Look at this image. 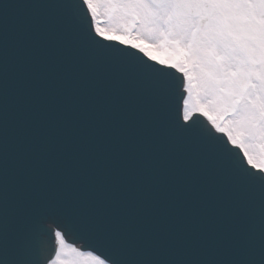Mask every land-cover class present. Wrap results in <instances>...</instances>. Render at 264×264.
Instances as JSON below:
<instances>
[{"label": "snow or ice", "instance_id": "obj_1", "mask_svg": "<svg viewBox=\"0 0 264 264\" xmlns=\"http://www.w3.org/2000/svg\"><path fill=\"white\" fill-rule=\"evenodd\" d=\"M0 264H264V0H0Z\"/></svg>", "mask_w": 264, "mask_h": 264}, {"label": "water", "instance_id": "obj_2", "mask_svg": "<svg viewBox=\"0 0 264 264\" xmlns=\"http://www.w3.org/2000/svg\"><path fill=\"white\" fill-rule=\"evenodd\" d=\"M71 239V238H70Z\"/></svg>", "mask_w": 264, "mask_h": 264}]
</instances>
